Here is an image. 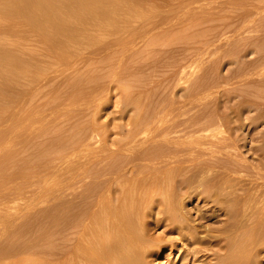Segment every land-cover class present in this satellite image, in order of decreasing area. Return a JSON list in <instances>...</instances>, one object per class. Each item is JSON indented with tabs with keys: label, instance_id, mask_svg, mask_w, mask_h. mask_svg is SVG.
I'll list each match as a JSON object with an SVG mask.
<instances>
[{
	"label": "rangeland",
	"instance_id": "rangeland-1",
	"mask_svg": "<svg viewBox=\"0 0 264 264\" xmlns=\"http://www.w3.org/2000/svg\"><path fill=\"white\" fill-rule=\"evenodd\" d=\"M146 3L145 8L152 4L159 8L155 23L144 24L135 30L137 32H121L120 36L124 37L121 41L97 32L100 42L78 44L68 58L58 62L45 57L46 63L44 60V65L41 63L44 69L37 71L39 75L34 73L42 78L41 83L22 81L32 89L26 95L25 104L3 103L16 111L19 110L15 107H23L21 109L36 122L0 124V132H12L5 141L0 140V194L5 195L1 200L6 202L0 208V217H18L29 225L40 224L44 216L54 214L55 202L29 204L33 199L37 201L36 196L57 188L60 168L69 157L79 159L73 166L82 174L78 177L83 181L78 183L84 182L83 187L88 185L95 170L100 171L110 163L124 167L123 156L132 155L133 150L120 149L117 145H123L131 137L133 125L150 126L147 132L134 133L137 138H145V135L162 132L156 130V125L161 123H210L212 126H208L207 133H213L214 138L223 135L234 138L228 148L234 154L230 165L249 170L263 161L264 0H147ZM27 85L24 88L29 90ZM186 135H182V143L193 139L190 134ZM160 145L157 144L156 149L166 147L161 145L160 148ZM169 147L172 146L166 148ZM95 155L101 158L102 164L95 161ZM216 157L221 160L216 162L219 167L210 160L215 169L212 164L210 170L205 168V173L220 172L221 155L216 152L205 156L208 160ZM153 160L146 163H155ZM71 163L68 162V166H72ZM172 165L180 170L174 174L173 187L166 193L164 184L152 189L150 209L135 224L145 241L139 248L143 255L136 263L220 264L227 261L225 249L234 250L235 245L227 248L217 242L227 234L217 235L215 231L223 216L215 211L204 194H196L198 191L192 188L202 182L188 170L198 169L201 164L189 160ZM144 172L138 175L154 174ZM178 181L184 184L181 186ZM185 182L193 185L187 188ZM243 182L241 180V185L239 181L238 185L230 182L231 188L247 187ZM137 195L146 197L144 192ZM165 196L172 198L168 202L171 207L178 208L175 212L178 223H173L165 212ZM33 229L37 233L42 227ZM16 237L17 240L25 238L23 234ZM1 243L0 248L6 245ZM56 243L51 242L49 247L55 250ZM250 255L253 264H264V250L250 252ZM0 264H21V261L0 257Z\"/></svg>",
	"mask_w": 264,
	"mask_h": 264
},
{
	"label": "bare ground",
	"instance_id": "bare-ground-1",
	"mask_svg": "<svg viewBox=\"0 0 264 264\" xmlns=\"http://www.w3.org/2000/svg\"><path fill=\"white\" fill-rule=\"evenodd\" d=\"M146 2L147 0H0V124L31 123V121L34 123L33 116L24 112L26 110L21 109L23 107L20 108L21 110L19 106L15 107L19 110L16 111L14 108L5 107L7 104L3 106V103L13 102L21 105L28 100L26 95L32 89L22 81L33 83L32 81L36 80L41 83L42 78L36 77L34 73L35 71L40 73L41 69H44L41 63L45 61V57L58 62L62 58H68L78 44L96 42L97 32L102 31L106 33L105 35H112L115 41H121L124 39L120 36L121 32H134L137 28L141 29L144 24L155 23L156 15H159L156 13L158 7L152 4L154 6L145 8ZM20 84L21 89L18 88ZM26 85L29 90L27 87L24 88ZM179 122L182 121L176 124L173 121L172 124H158L156 130L163 131L159 132L160 134L155 133L157 135H145V138H137L134 133L139 130L147 132L151 130L150 126H131L133 128L130 131L131 137L124 141L123 145L120 141V145H117L120 149L133 150L132 155L123 156L125 166L120 168L118 164L111 165L105 160L108 166L101 167L103 169L100 171L95 170L96 173L92 172L93 176H90L92 181L88 179L90 180L88 185L84 184L86 187L82 185L84 182L80 184L82 179L78 177L81 174L76 166L79 159L76 161L74 157H67L60 168V183L57 188L50 192L48 190L45 195L36 196L37 201L33 202V199L29 204L55 202L54 214L48 218L44 216L45 220L40 224L29 225L26 224V220L20 221V218L18 220V217H0V242L6 244L0 248V257L3 259L14 257L20 259L21 264H137L136 262L143 255L139 248L145 244V241L135 224L140 220V216L143 217V214L150 209V196L154 192L152 189L164 184L166 187L164 186L163 192L166 193L173 187L174 174L177 175L176 173L180 171L177 165L172 164L179 165L193 160L199 161L201 166L199 168L197 166L198 169L190 168L188 172L193 177H199L202 182L192 187L193 190L198 191L196 194H204V197H207L215 207V211H219L218 213L223 216L221 225L215 228L217 229L215 231L217 235L225 232L227 234L217 242H221L227 248L232 244L235 245L234 250L225 249L224 254L228 260L220 264H253L250 252L264 250V159L258 162L256 168L249 170H243L240 165L239 167L230 165L229 162L234 154L230 153L228 148L233 145L234 138L224 135L214 138L213 133H207L212 126L210 123L201 125L195 121L188 125ZM6 132L3 130L0 132V140L12 135L11 131L10 134ZM186 133L193 139L182 143L181 137ZM157 144L172 147L156 149ZM216 152L221 155L222 169L220 167V172L205 173L206 169L210 170L212 166L214 167L213 163L216 164L219 160L218 156L209 160L205 156ZM97 155L93 158L101 163V158L99 160ZM151 159L156 162L146 163ZM210 160H214L213 163ZM68 162H72V166H68ZM74 164L76 165L73 166ZM142 171L154 174L138 175ZM241 180L253 182L254 186L246 181L243 184L247 183L251 187L247 185L248 188L246 186L245 188L242 185L243 187L231 188L233 182L236 184L239 181L241 185ZM177 183L181 186L184 184L182 181ZM185 185L191 188L193 183L189 186L188 182H185ZM142 192L146 197L137 195ZM4 197L5 195L0 196V208L6 204L1 200ZM163 198L167 200L165 212L169 219L173 223H178L179 218L175 213L178 208H173L171 203H168L172 201L171 197ZM37 226H41L42 229L35 233L32 229ZM111 233L113 236H110ZM17 234H23L25 238L17 240ZM36 239L37 241L34 242ZM53 239L57 242L54 244L55 250L49 247L51 242L55 243ZM19 254L26 256L20 257Z\"/></svg>",
	"mask_w": 264,
	"mask_h": 264
}]
</instances>
